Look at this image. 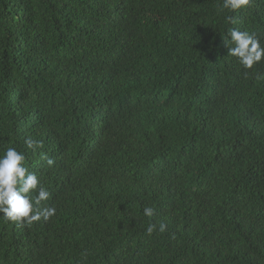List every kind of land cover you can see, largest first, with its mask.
Here are the masks:
<instances>
[{
	"label": "trees",
	"instance_id": "1",
	"mask_svg": "<svg viewBox=\"0 0 264 264\" xmlns=\"http://www.w3.org/2000/svg\"><path fill=\"white\" fill-rule=\"evenodd\" d=\"M222 3L0 0V154L56 208L0 220V264H264V59L224 42L264 46V0Z\"/></svg>",
	"mask_w": 264,
	"mask_h": 264
},
{
	"label": "clouds",
	"instance_id": "2",
	"mask_svg": "<svg viewBox=\"0 0 264 264\" xmlns=\"http://www.w3.org/2000/svg\"><path fill=\"white\" fill-rule=\"evenodd\" d=\"M251 0H223L222 9L228 13H235L246 9ZM229 21L232 17L228 16ZM228 46L229 56L236 58L238 63L246 70L253 69L255 64L264 59V46L254 34L232 28L228 31V38L224 39ZM27 149L35 152L43 147V143L31 138L25 141ZM49 167L54 166L55 161L46 158ZM50 193L40 185L38 177L29 172L25 166V155L15 147L6 148L0 154V220L13 222L20 225H32L41 219L47 222L56 214L54 206L40 207L47 201ZM145 217L154 215L153 207L143 210ZM167 225L161 223L149 224L146 231L151 235L154 231L164 233Z\"/></svg>",
	"mask_w": 264,
	"mask_h": 264
},
{
	"label": "bare ground",
	"instance_id": "3",
	"mask_svg": "<svg viewBox=\"0 0 264 264\" xmlns=\"http://www.w3.org/2000/svg\"><path fill=\"white\" fill-rule=\"evenodd\" d=\"M254 75V74H253ZM250 77V76H249Z\"/></svg>",
	"mask_w": 264,
	"mask_h": 264
}]
</instances>
